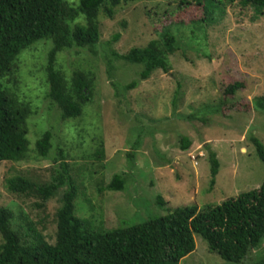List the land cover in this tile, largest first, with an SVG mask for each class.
<instances>
[{
    "label": "rangeland",
    "instance_id": "374dc122",
    "mask_svg": "<svg viewBox=\"0 0 264 264\" xmlns=\"http://www.w3.org/2000/svg\"><path fill=\"white\" fill-rule=\"evenodd\" d=\"M64 1L73 8L78 5V0ZM189 2L180 6L179 0H137L119 6L114 18L101 23L93 51L73 48L57 55V66L68 77L75 63L95 75L91 103L75 120L63 121L56 104L46 96L43 69L51 40H39L21 52L17 96L30 102L35 111L27 118L28 150L44 132L51 131L52 138L46 158H37L33 151L25 161L0 163V206L13 212L15 230L31 235L29 230L34 228L54 243L55 213L62 192L40 209L35 198L8 192L5 182L19 174L49 182L61 155L74 178L80 177L75 215L88 219L93 230L134 225L176 208L216 206L259 188L264 164L248 138L253 134L264 145V115L253 108L248 112V108L250 100L264 95V13L257 16L250 8L226 5L222 20L217 21L218 14L212 23L203 20L204 0ZM207 6L214 13L221 9ZM76 22L83 23L84 17L80 15ZM169 23L184 57L175 52L169 72L159 70L125 90L141 67L122 63L113 52L119 55L131 47L145 46ZM116 33L119 38L114 41ZM235 81H241L243 88L229 98L232 110L221 111V90ZM178 88L180 96L173 104ZM183 137L191 141L186 150L180 148ZM100 143L104 151L99 160L94 153ZM208 147L219 163L211 190ZM114 174L124 176V190L106 191ZM194 239V252L181 264H225L208 252L200 237ZM262 257L264 239L240 264H258Z\"/></svg>",
    "mask_w": 264,
    "mask_h": 264
},
{
    "label": "trees",
    "instance_id": "16d2710c",
    "mask_svg": "<svg viewBox=\"0 0 264 264\" xmlns=\"http://www.w3.org/2000/svg\"><path fill=\"white\" fill-rule=\"evenodd\" d=\"M204 1L203 20L212 23L218 14L217 21L222 20L226 5L250 8L257 16L264 13V0ZM135 2L137 0H78L77 7L73 8L64 0H0V163L25 161L33 151L37 158H46L51 149L52 133L46 131L36 140L34 148L28 150L27 118L35 111L30 102L17 96V77L22 64L18 57L21 52L29 50L39 40H51L52 49L43 69L48 86L46 96L56 104L63 121L78 119L83 116L84 107L91 103L95 75L82 64L75 63L76 67L68 77L57 66V55L73 48L93 51L100 38L101 23L114 18L119 6ZM179 3L180 6L190 4L189 0H179ZM207 4L213 9H221L214 13ZM80 15L84 17L83 23L76 22ZM171 24L162 27L158 38L143 47H131L119 55L113 52V56L122 63L141 67L137 78L125 90L135 88L139 81L147 80L159 70L169 72L170 57L175 52L180 51L184 57L185 52L171 31ZM118 38L119 33H116L112 40ZM241 88L243 83L235 81L221 90L218 104L221 111L232 110L227 102ZM179 90L173 95V104L180 96ZM249 106L248 112L253 108L255 113L264 115V95L254 97ZM248 139L264 164V145L253 134ZM100 144V150L94 153V158L99 160L103 158L104 151ZM190 145L189 139L181 138V149L186 150ZM207 156L211 190L219 163L209 147ZM63 160L61 155L58 167L51 169L49 182H35L20 174L6 180L8 192L35 198L40 209H44L59 191L62 194L55 213L54 243H50L40 230L31 228V235L15 230L11 224L13 212L0 206V264H181L194 252L195 236L200 237L208 252L216 254L223 263L240 264L250 252L262 245L264 180L258 189L240 193L216 206L176 208L164 216L134 225L93 230L88 219L75 215L80 177L74 178L71 168ZM124 188L125 178L121 174H114L105 187L106 191H122ZM159 203L163 205L161 198ZM263 258L258 264L264 263Z\"/></svg>",
    "mask_w": 264,
    "mask_h": 264
},
{
    "label": "clouds",
    "instance_id": "9594fccd",
    "mask_svg": "<svg viewBox=\"0 0 264 264\" xmlns=\"http://www.w3.org/2000/svg\"><path fill=\"white\" fill-rule=\"evenodd\" d=\"M200 155H202V154H200Z\"/></svg>",
    "mask_w": 264,
    "mask_h": 264
}]
</instances>
